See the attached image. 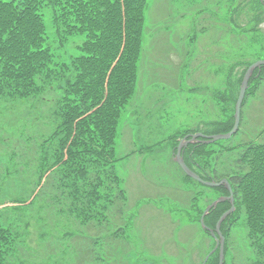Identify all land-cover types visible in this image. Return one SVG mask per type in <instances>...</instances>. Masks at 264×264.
Listing matches in <instances>:
<instances>
[{
	"label": "trees",
	"instance_id": "trees-1",
	"mask_svg": "<svg viewBox=\"0 0 264 264\" xmlns=\"http://www.w3.org/2000/svg\"><path fill=\"white\" fill-rule=\"evenodd\" d=\"M147 2L0 0V146L11 149L0 170V264H49L34 243L51 247L52 256L59 253L53 245L68 246L75 254L71 264L108 262L112 244L117 252L130 244L125 226L118 225L124 216L126 224L131 217L124 214L129 198L116 171V144L122 116L136 97ZM47 7L54 12L53 31L62 46L85 36L68 61H56L48 44ZM263 81L264 68L257 69L252 93ZM246 102L247 97L244 106ZM25 114L29 119L19 124ZM233 127L231 115L216 132ZM243 127L242 119L233 138ZM258 135L257 141L235 147V155L226 146L225 157L211 144H190L196 148L190 158L212 159L206 162L209 170L204 163L193 167L186 162L205 180L230 181L237 209L226 221L244 219L255 264H264V128ZM19 176L28 184L6 189ZM216 189L229 194L224 186ZM223 204L226 210L231 207ZM71 220L75 230H68ZM36 233L41 240L32 239Z\"/></svg>",
	"mask_w": 264,
	"mask_h": 264
},
{
	"label": "rangeland",
	"instance_id": "rangeland-1",
	"mask_svg": "<svg viewBox=\"0 0 264 264\" xmlns=\"http://www.w3.org/2000/svg\"><path fill=\"white\" fill-rule=\"evenodd\" d=\"M147 1L144 53L138 64L136 97L122 116L116 144L120 159L116 171L129 198L124 214L131 217L126 224L124 216L118 225L125 226L123 235L130 244L121 252L112 244L109 260L102 264H203L217 242L202 226V216L209 205L228 194L223 189L190 181L174 159L186 136L199 132L216 134L231 115L235 124L245 73L253 63L264 60V3L261 0ZM44 12L48 44L56 61L70 60L71 53H78L77 45L83 43L85 36L79 35L62 46L53 31L54 12L50 7ZM254 86L250 84L251 94L247 95L243 108L242 132L230 142L210 143L213 151L220 153L229 146L234 148L235 155L238 151L235 147L259 139L258 134L264 128V81L252 93ZM48 107L44 106L47 112ZM25 115L19 124L29 119L30 115ZM1 122L2 118L0 125ZM195 149L185 147V159L193 167L201 162L206 168V162L212 159L197 155L190 158ZM10 150L0 146V170L2 159L8 164ZM25 182L28 184L21 176L13 177L6 189ZM9 192L5 190L4 194ZM133 202L135 206L131 208ZM217 208L206 219L208 227L213 229L228 205L219 204ZM49 227L45 223L43 228L48 237L52 235V231L47 232ZM76 227L73 220L68 221V230ZM59 231L62 234L63 227ZM222 232L226 236V264H255L244 219L226 221ZM32 239L41 240L37 233ZM34 245L42 252L40 259L49 264H71L75 256L72 249L60 243L52 246L59 252L57 256L51 247ZM99 255L105 256L102 250ZM219 262L217 250L208 264Z\"/></svg>",
	"mask_w": 264,
	"mask_h": 264
},
{
	"label": "water",
	"instance_id": "water-1",
	"mask_svg": "<svg viewBox=\"0 0 264 264\" xmlns=\"http://www.w3.org/2000/svg\"><path fill=\"white\" fill-rule=\"evenodd\" d=\"M264 3V0H261ZM264 67V60H259L255 63H253L246 71L245 76L242 81L241 85V91L239 95V99L236 104V113H235V124L233 129L228 132V133H221V134H213V135H206L204 133H196V134H191L186 136L179 144L178 149H177V154L175 157V161L181 166L183 171L191 178L199 181L202 184H205L210 187H220V186H225L228 191L229 195L228 196H222L218 200L214 201L211 205L207 207L205 210L202 219H201V224L204 228H206L211 235L216 238L217 240V246L216 248L207 256L203 264H206L210 257L218 250L220 249V263L219 264H225V259H226V253H225V244H226V238L222 233V225L225 222V220L232 215L236 211V203H235V195H234V190L229 182L228 179H223L220 182L216 181H207L204 180L197 172H195L193 169H191L188 164L186 163V160L183 155V150L185 147H187L189 144L193 143H203V144H210L214 143L220 140H229L231 139L240 129L241 125V120H242V109H243V104L244 100L246 97V93L250 87V81L252 76L254 75L255 71L257 69H260ZM229 201L231 203V208L226 211L221 218L219 219L216 229L209 228L206 223H205V218L206 216L210 213V211L214 208H216L220 203Z\"/></svg>",
	"mask_w": 264,
	"mask_h": 264
}]
</instances>
